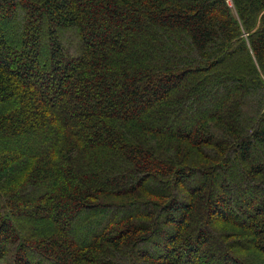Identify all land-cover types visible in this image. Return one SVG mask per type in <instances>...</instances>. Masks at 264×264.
Listing matches in <instances>:
<instances>
[{
	"label": "trees",
	"instance_id": "1",
	"mask_svg": "<svg viewBox=\"0 0 264 264\" xmlns=\"http://www.w3.org/2000/svg\"><path fill=\"white\" fill-rule=\"evenodd\" d=\"M0 264H264V0H0Z\"/></svg>",
	"mask_w": 264,
	"mask_h": 264
},
{
	"label": "rangeland",
	"instance_id": "2",
	"mask_svg": "<svg viewBox=\"0 0 264 264\" xmlns=\"http://www.w3.org/2000/svg\"><path fill=\"white\" fill-rule=\"evenodd\" d=\"M211 248H212L211 250H212L213 253L218 251V249H216L214 245Z\"/></svg>",
	"mask_w": 264,
	"mask_h": 264
}]
</instances>
